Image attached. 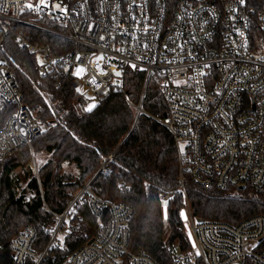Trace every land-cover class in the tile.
<instances>
[{"label": "built area", "instance_id": "built-area-1", "mask_svg": "<svg viewBox=\"0 0 264 264\" xmlns=\"http://www.w3.org/2000/svg\"><path fill=\"white\" fill-rule=\"evenodd\" d=\"M45 4L0 0V109L13 108L0 128V161L26 149V170L42 193L33 143L43 126L22 102L13 73L17 65L5 51L8 35L37 56L41 75L71 70L73 88L86 99L122 90L129 76L140 78L137 116L152 83L167 109L158 121L177 149L183 199L178 220L188 243H170L167 231L171 264H264V214L237 225L200 219L185 187L189 180L204 189L264 193V12L257 14L245 0H179L173 8L165 0ZM20 27L49 34L72 49L54 54L32 43ZM90 183L74 193L62 213L49 210L54 222L46 228V240L26 225L0 246V264H159L144 250H131L134 207L100 198ZM174 196L161 192L158 198L170 203ZM171 211L163 208L165 221Z\"/></svg>", "mask_w": 264, "mask_h": 264}, {"label": "trees", "instance_id": "trees-1", "mask_svg": "<svg viewBox=\"0 0 264 264\" xmlns=\"http://www.w3.org/2000/svg\"><path fill=\"white\" fill-rule=\"evenodd\" d=\"M165 1L173 8L179 0ZM245 2L257 14L264 12V0ZM20 28L32 43L45 45L54 54L72 49L49 34ZM4 45L17 65L13 73L22 102L43 126L33 149L37 156L43 154L47 159L38 160L43 196L37 179L23 169L30 162L26 149L0 161V246L9 243L26 225L35 226L46 240V228L54 222L49 210L62 213L74 193L91 181V189L100 198L134 207L131 250L142 249L157 263L171 264V255L164 246L168 231L164 203L158 195L175 193L168 208L178 212L183 199L178 193L179 163L174 137L158 121L167 116L159 89L149 83L143 113L137 116L134 105L141 96L140 78L129 76L122 90L97 100L86 99L73 88L71 70L57 68L43 76L37 56L22 47L13 35L5 38ZM90 106L91 110H86ZM12 111L11 107L0 109V128ZM19 169L23 170L17 181L15 172ZM17 187L21 189L19 194L15 192ZM185 187L193 214L200 219L237 225L264 214V193L253 189H204L189 180ZM168 221L170 243L187 245L183 225L172 217Z\"/></svg>", "mask_w": 264, "mask_h": 264}, {"label": "rangeland", "instance_id": "rangeland-1", "mask_svg": "<svg viewBox=\"0 0 264 264\" xmlns=\"http://www.w3.org/2000/svg\"><path fill=\"white\" fill-rule=\"evenodd\" d=\"M79 73H81V74H83V72H79ZM36 157H37V161L39 160V162H43V161H45L46 159H47V156H45V155H39V156H37L36 155ZM23 169H25L26 170V167H24ZM23 169H19V170H17L16 172H18L19 173V177H20V175H21V173H22V170ZM70 171H72L71 169H69ZM28 171V170H27ZM15 172V173H16ZM73 172V171H72ZM167 206H168V203H164V209H166V214H167ZM165 224H166V228L169 230V224H170V222L168 221V220H166L165 221ZM185 227V226H184Z\"/></svg>", "mask_w": 264, "mask_h": 264}, {"label": "snow or ice", "instance_id": "snow-or-ice-1", "mask_svg": "<svg viewBox=\"0 0 264 264\" xmlns=\"http://www.w3.org/2000/svg\"><path fill=\"white\" fill-rule=\"evenodd\" d=\"M40 4L46 6V4H45V0H40ZM26 7L29 8V9H31V8H33V5H32V4H27ZM39 7H40V5H37V6H36V8H39ZM55 7L59 8L60 5H56ZM61 10L64 11V9H61ZM133 67H135V66H133ZM80 71H82V70H78V71H77V74H79ZM117 75H119V73H117ZM91 107H92V106H90V107H89L88 109H86V110H89V111H90V110H91ZM165 203H166V202H165ZM182 215H183V213H182ZM60 239L63 240V237H61Z\"/></svg>", "mask_w": 264, "mask_h": 264}, {"label": "water", "instance_id": "water-1", "mask_svg": "<svg viewBox=\"0 0 264 264\" xmlns=\"http://www.w3.org/2000/svg\"><path fill=\"white\" fill-rule=\"evenodd\" d=\"M241 190L243 189L242 187L240 188ZM171 217L173 219V221L177 224H179V220H178V211L177 210H172L171 211Z\"/></svg>", "mask_w": 264, "mask_h": 264}]
</instances>
